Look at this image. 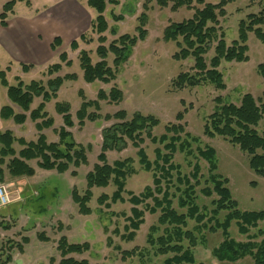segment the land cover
Instances as JSON below:
<instances>
[{
  "label": "rangeland",
  "instance_id": "obj_1",
  "mask_svg": "<svg viewBox=\"0 0 264 264\" xmlns=\"http://www.w3.org/2000/svg\"><path fill=\"white\" fill-rule=\"evenodd\" d=\"M27 1L16 2L14 13L9 15L11 19L30 14H34V18L36 16L42 18L54 7L52 0H29L34 6L33 10ZM78 1L81 6L88 9L94 20L96 12L88 8V0ZM221 1L205 0L204 4H200L193 0L190 6H177L181 0H119V5L110 6L105 16L110 28L115 30L116 34L114 36L110 32L106 33L108 41L105 46L109 48L113 41L123 35H129L137 40L130 59L118 68L114 65L115 55L108 54L107 63L116 72V78L108 84L101 81L87 83L80 65L79 51L74 52L70 47L60 50L59 57L66 52L72 64L67 66L63 63L60 71L52 76L46 73L47 69L55 63H60L59 57L52 59L43 72L38 70L30 72L32 69L23 72L22 64L11 65L9 57L0 48L2 68L12 66L7 73L11 85L16 84V77H20L25 84H30L32 81L41 82L46 90L50 91L49 81L63 78V84L57 96L46 102V112L50 118L54 119V127L44 130L42 134L46 136L48 143L58 141L57 130L64 126V120L57 106L58 104L68 105L75 124L68 130L72 133L75 142L86 148L88 158V164L80 167L70 164L69 169L62 174L57 170L42 169L38 161L34 160L30 162L36 171L33 177L8 179L5 182L6 184L14 183L11 191L12 199H18L22 194L23 202L18 200L0 207V263L10 254L14 264V256L19 258L16 254H21L23 252L21 249L26 245V251L22 257L25 264H59L62 256L58 244L63 237L70 244H89V251L71 255L79 261L87 260L89 264H164L166 259L174 256L173 253L162 255L159 252V243L149 242L150 235H153L155 242L159 237L167 236L168 232L165 229L170 226L160 225L159 218L162 212L150 213L146 205L140 206L145 223L140 226L133 241L127 240L129 233L132 232L131 227L128 231L126 227H129L130 219L133 218V205L128 202L127 194L123 196L125 202L116 204L112 202L111 197L116 191L113 183L106 188L92 189L93 197L88 203L91 209L89 214L81 213L80 207L72 200L73 190H77L81 196L88 190L87 175L96 164L100 163L98 156L102 153L103 130L117 123L115 119L108 121L106 117L120 111L127 113L128 120H131L138 112L143 116H152L157 119L159 123L152 128V135L158 139L168 134L167 127L172 124L184 126L187 133L198 138L197 143L196 141L192 143L193 155L177 151L173 161L186 175L195 172L196 164L201 167L200 184L196 185L195 195L196 203L207 220L213 216L212 211L215 207L212 201L218 197L216 194L213 197H207L201 191L210 184H207L208 164L199 157L198 147L215 150L216 172L229 180L228 188L241 212L264 211V176L258 175L251 169L250 156L229 140L219 136L209 138L204 133L208 119L221 106L228 104L239 106L242 97L246 94H251L256 99L263 97L264 79L260 76L258 67L264 64V43L255 36L254 32H250L247 40L249 59L246 62L225 60L221 62L218 70L223 75L225 88L220 89L202 75L196 76V70H193L194 56L178 59L177 55L182 48L176 41L165 39L167 27L192 19L196 11L203 9L206 4L218 5ZM225 11V16H219V33L224 34L227 45L231 46L239 39L241 22H248L251 15L264 13V0H235L225 6ZM114 16L121 17V21H115ZM0 27L2 28L1 24ZM142 32L144 37H141ZM87 37L88 40L93 39V42L90 44L82 42V47L79 48L88 50L95 64L100 61L97 54L99 47L97 35L90 32ZM216 44L214 43L205 55L207 64H210L215 55ZM184 73H189L199 82L196 84V81L192 80L194 83L178 85L179 77ZM68 75H75V78H67ZM114 87L123 93L121 102L110 103L99 99L100 90L109 94ZM4 92L7 95L6 89ZM41 101V98L35 99L33 108H36ZM86 102H96L87 108L88 116L92 115L94 118L87 117L81 125L78 112ZM7 104L10 105L9 100ZM13 107L16 112H21L17 106ZM180 116L181 119H179ZM4 126H7L6 130H11L17 137H24L27 141L36 142L40 135L36 124L30 119L24 125L11 121L4 122ZM257 131L264 135V118L257 127ZM172 135L168 134L169 137ZM144 138L142 148L153 162L157 156L156 150L161 149L165 152L166 143L159 141L154 144L146 136ZM138 151L132 142H129L124 150L107 153L108 163L111 165L119 160L131 159L133 162L131 167L135 173L129 175L126 190L136 195L144 192L146 187H154L153 173L142 168ZM20 180L21 182H18ZM28 181L34 182V185L24 184ZM195 183L193 181V184ZM19 187L25 192L19 193ZM103 195L108 198L101 204L99 198ZM173 202L175 209L180 213H186V209H181L182 207L179 206L178 198ZM148 203L150 204L148 207L154 204L152 200ZM229 213L230 211H221L217 220L223 222ZM198 224L200 223L196 220L188 219V227L185 228L193 232L197 240L189 242L187 239L179 240L175 237V243H182L185 248L190 247L197 263L219 264L212 252L224 241L222 230L213 229L216 227L215 222L207 223L206 226H198ZM152 226L159 229L153 233L150 231ZM261 230L264 232V221L259 223V227L251 229L250 234L257 235ZM40 234L45 235L47 240H42L39 237ZM229 234L231 239L237 242L248 240L247 235L240 234L236 221H232ZM24 238H27L28 242L25 243ZM263 239L264 237H259L257 241ZM195 241L197 246L193 247L192 243ZM126 252L131 253L126 255ZM252 263V259L246 257L236 264Z\"/></svg>",
  "mask_w": 264,
  "mask_h": 264
},
{
  "label": "trees",
  "instance_id": "obj_2",
  "mask_svg": "<svg viewBox=\"0 0 264 264\" xmlns=\"http://www.w3.org/2000/svg\"><path fill=\"white\" fill-rule=\"evenodd\" d=\"M17 1L12 0L3 6L0 14L2 27L8 26V17L11 13H14ZM196 1L200 4L205 3V0ZM233 1L235 0H222L218 5L206 4L203 9L196 11L192 19L172 24L165 31V39L176 41L178 46L182 48L177 58L187 59L191 55L194 56L195 65L193 70H196V76L202 75L220 89L225 88L223 75L218 70L221 62L223 60L227 62H246L249 59L247 56V40L250 32H254L255 36L264 43V13H261L260 15L249 16L248 22L242 21L239 39L234 41L231 46L227 45L224 34L219 33V16L226 15L225 6ZM192 3L193 0H181L177 6H190ZM27 4H31L29 0ZM117 5H119V0H88V7L96 12V17L91 24V31L98 36L97 54L100 58L99 62L94 64L88 50H80L79 48L80 42L87 44L93 42V39L88 40L87 35H82L80 40L74 41L70 45L72 51H79L80 65L87 83L96 81L110 83L116 78V72L107 63L108 54L115 55L114 65L118 68L130 59L136 45V38L123 35L118 40L113 41L109 48L105 46L108 41L106 33L110 32L114 36L116 34L115 30L110 28L105 13L108 12V7ZM114 20L119 22L121 17L114 16ZM141 37H144V32L141 33ZM214 43H217L215 55L210 64H207L205 55ZM62 44V39L56 37L51 45L52 50H58ZM59 58L60 63L48 67L46 72L48 75L52 76L60 71L63 63L67 66L72 64V60L68 58L66 52L62 53ZM30 68L31 66L22 64L23 72H28ZM9 69V67L6 69L0 67V85L7 90V98L10 101V105L6 104L1 107L0 118L3 122L12 121L18 125H24L30 119L36 124L40 135L38 140L34 142L27 141L24 137H17L9 129L0 131V183H5L8 179L33 177L36 171L30 162L34 160L38 161L40 168L57 170L60 174L67 171L70 164H74L75 167L88 164L86 148L76 143L72 133L68 130L75 126L68 105L58 104L57 106L64 120V126L57 130L58 141L48 143L46 136L42 134L44 130L54 127V119L50 118L46 112V102L57 96L63 84V78L50 80L49 87L51 90L47 91L43 83L32 81L30 84H25L20 77H16V84L11 85L7 74ZM258 72L264 79V64L259 65ZM67 78H75V75H68ZM179 79L178 85L180 86L194 83L192 80L196 81V84L199 82L197 78L195 79L189 73L182 74ZM38 98H41L42 101L36 108H33L34 100ZM99 99L107 100L110 103H119L123 99V93L116 87L112 88L109 94L104 90H100ZM93 103L96 102L84 103L78 112L81 125L87 117L94 118L92 115L88 116L87 113L88 106ZM13 106H17L21 112H16ZM263 118L264 95L256 99L251 94H246L242 97L239 106L235 104L224 105L213 113L205 125L204 133L209 138L223 137L232 144L239 146L243 152L250 156L251 169L258 175L264 176V135L259 134L257 131V127ZM106 119L108 121L115 119L117 123L103 130L102 153L98 156L100 163L96 164L94 169L87 175L88 190L82 196L79 195L77 190L72 191V200L80 207L81 213H91L88 203L93 197V188H106L110 183H113L116 186V191L111 197L112 202L115 204L125 202L123 196L127 194L129 196L128 202L133 205V218L130 219L129 227H126L127 231L130 230V227L132 229L129 237H127L128 241L135 239L140 226L145 223L144 213L140 210V206L146 205L150 213L162 212L159 224L170 226V228L165 229L168 235L159 237L157 242L154 241L153 235H150L149 242L152 244L159 243V252L162 255L174 254L173 257L166 259L164 264H204L196 262L190 247L185 248L182 243H175V237L179 240L187 239L189 242L197 240L193 232L188 229L185 230L188 227V219L196 220L200 223L198 226H206L207 223L215 222L216 227L212 228L222 230L225 237L224 241L212 252L219 264H236L246 257L252 259V264H264V239L257 241L259 237H264V232L261 230L257 235L250 234L251 229L259 227V223L264 221V211L249 213L241 212L238 209V204L233 200L228 188L229 180L216 172V152L213 148H197L199 157L207 162L209 171L207 184H210V186H206L201 191L207 197H213L214 194L218 197V199L212 201L215 209L212 211L213 216L207 220L196 203L195 195L196 185L200 184L201 167L196 164L195 172L186 175L181 172L180 166L173 161L174 154L177 151L193 155L192 143L195 141L197 143L198 138H194L187 133L184 126L172 124L167 127V132L173 134L172 137L166 134L158 139L152 135V128L159 121L152 116H143L139 112L131 120H128L125 111H120L113 116L108 115ZM179 119H181V116ZM144 136L154 144L159 141L166 143L165 152L161 149L156 150L157 156L153 162L142 148L145 141ZM129 142H132V145L139 150V163L142 168L153 173L154 187H146L140 195L126 190L129 175L135 173V170L131 167L133 163L131 159L119 160L112 165L108 163L107 159L108 152L122 151L128 146ZM193 181L196 183L193 184ZM172 188H174L173 191ZM159 195H162V197H159ZM106 198L108 196H101L99 198L100 203L105 202ZM177 198L179 206L182 207L181 209H186V213H180L174 208L173 201ZM149 200L154 203L150 207H148L150 205ZM224 210L230 211V213L223 222H220L217 220V216ZM232 221L237 222L240 234L247 235V242H237L231 239L229 228ZM158 229L159 227L152 226L150 231L154 233ZM39 237L42 240H47L43 234H40ZM24 242H28V239L24 238ZM192 246H197L196 241L192 243ZM58 249L62 256L59 264H89L87 260L79 261L71 257L73 254H82L89 251L90 246L88 243L70 244L63 237L59 241ZM130 253L126 252L125 254L129 255ZM12 261L13 257L8 254L0 264H9Z\"/></svg>",
  "mask_w": 264,
  "mask_h": 264
},
{
  "label": "crops",
  "instance_id": "obj_3",
  "mask_svg": "<svg viewBox=\"0 0 264 264\" xmlns=\"http://www.w3.org/2000/svg\"><path fill=\"white\" fill-rule=\"evenodd\" d=\"M10 1L12 0L1 1L0 14L2 13L3 5ZM52 1L54 3L53 10H49L42 18L40 16L34 18V14L20 18L15 17L14 19H11L9 16L7 20L8 26L0 27V48L6 56L9 57L12 63L11 65L24 64L31 66L30 70H32L30 72L37 70L43 72L45 71L44 69H47L46 66L50 64L52 59H57L59 57L60 50L68 49L74 41L80 40L82 35H88L92 32V17L88 9L81 6L78 0ZM29 7L34 10L32 3ZM89 9L92 10L91 8ZM38 12L39 11H37V13ZM56 37H60L63 44L58 50L53 51L51 45ZM80 46L82 47V42H80ZM0 67L2 68L1 64ZM8 67L12 69V66ZM41 67H43V69ZM0 89L1 110V107L7 104L8 99L4 92L5 88L0 87ZM6 129L7 126H4V122L0 118V131ZM21 180L18 182H21ZM24 184L34 185V182L28 181V183L24 182ZM8 185L14 187V183ZM18 189L22 190L21 192L18 191L19 193L25 192V190L20 187ZM11 195L13 198L12 192ZM18 200L23 202L22 194L18 199H12L13 202ZM25 248L26 245L21 254H16V257L19 258H15L14 256L15 261L20 260L22 264H25L22 258L26 251Z\"/></svg>",
  "mask_w": 264,
  "mask_h": 264
},
{
  "label": "built area",
  "instance_id": "obj_4",
  "mask_svg": "<svg viewBox=\"0 0 264 264\" xmlns=\"http://www.w3.org/2000/svg\"><path fill=\"white\" fill-rule=\"evenodd\" d=\"M11 188L12 187L7 184H0V207L11 204L12 202ZM18 191L21 192L20 189H18ZM9 264H13V263H9Z\"/></svg>",
  "mask_w": 264,
  "mask_h": 264
},
{
  "label": "water",
  "instance_id": "obj_5",
  "mask_svg": "<svg viewBox=\"0 0 264 264\" xmlns=\"http://www.w3.org/2000/svg\"><path fill=\"white\" fill-rule=\"evenodd\" d=\"M17 264H22V261H20V260H19V261H17Z\"/></svg>",
  "mask_w": 264,
  "mask_h": 264
}]
</instances>
